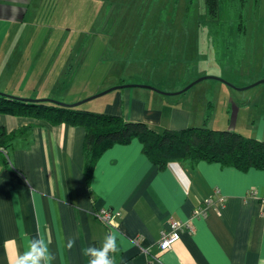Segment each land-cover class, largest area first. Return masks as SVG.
I'll return each instance as SVG.
<instances>
[{"label":"crops","instance_id":"0c3cea01","mask_svg":"<svg viewBox=\"0 0 264 264\" xmlns=\"http://www.w3.org/2000/svg\"><path fill=\"white\" fill-rule=\"evenodd\" d=\"M54 1L0 0V62L5 63L0 74L23 70L15 78L18 87L38 77L41 83L68 66L56 69L52 64L48 6ZM66 3L77 6V0ZM24 47L27 53H21ZM81 99L66 98L61 104L75 105ZM144 107L130 98L125 112L106 115L143 122L159 133L201 127L189 108L152 110L148 116ZM220 127L212 129L236 132ZM0 129L7 134L25 130L5 143L8 157L0 154V264H15L30 242L40 238L55 256L54 264H88L84 249L102 247L109 233L117 241L118 250L110 253L116 264H264V171L244 172L204 161L170 162L159 170L134 140L108 149L88 185L83 127L0 113ZM252 139L264 141V128ZM208 200L212 204L207 215L195 217L194 210ZM103 209L120 212L117 229L97 218ZM174 220L190 221L193 231H184L171 250L162 251L161 232ZM68 240L74 241L71 248Z\"/></svg>","mask_w":264,"mask_h":264},{"label":"rangeland","instance_id":"374dc122","mask_svg":"<svg viewBox=\"0 0 264 264\" xmlns=\"http://www.w3.org/2000/svg\"><path fill=\"white\" fill-rule=\"evenodd\" d=\"M66 2L48 6L52 64L56 69L68 64L65 71H55L41 83L42 77L33 78L37 82L27 87L15 83L23 70L1 73L0 93L60 103L80 96L84 102L128 87L80 109L99 115L125 112L135 98L148 116L152 110L189 108L201 127L228 126L247 138L261 135L264 0L246 1L243 22L238 1L232 8L224 2L220 21L206 19L205 0H77L76 7ZM4 64L0 62V72Z\"/></svg>","mask_w":264,"mask_h":264},{"label":"trees","instance_id":"16d2710c","mask_svg":"<svg viewBox=\"0 0 264 264\" xmlns=\"http://www.w3.org/2000/svg\"><path fill=\"white\" fill-rule=\"evenodd\" d=\"M237 1L242 8L238 20L243 22L242 10L247 0H205L206 19L220 21L224 2L232 8L231 4ZM80 106H66L50 100L33 101L0 93V113L46 119L53 124L67 123L85 129L84 174L88 185L96 163L108 149L118 144H131L134 140L142 144L143 153L159 170L165 169L170 162L195 165L204 161L244 172L251 169L264 171V141L247 138L238 132L207 127L166 129L159 133L143 122H127L120 116L87 112ZM24 131L7 134L0 129V146L8 150L5 143Z\"/></svg>","mask_w":264,"mask_h":264},{"label":"clouds","instance_id":"9594fccd","mask_svg":"<svg viewBox=\"0 0 264 264\" xmlns=\"http://www.w3.org/2000/svg\"><path fill=\"white\" fill-rule=\"evenodd\" d=\"M74 241L68 240L67 247L71 248ZM116 237L109 233L102 247L90 246L84 249V254L89 257L88 264H114L110 253L116 252ZM55 256L49 249L45 239H33L26 251L20 254L15 264H54Z\"/></svg>","mask_w":264,"mask_h":264},{"label":"built area","instance_id":"2783aa9c","mask_svg":"<svg viewBox=\"0 0 264 264\" xmlns=\"http://www.w3.org/2000/svg\"><path fill=\"white\" fill-rule=\"evenodd\" d=\"M0 154L8 157V151L0 146ZM212 204L211 200L206 202V205L198 206L194 210L195 217H205L208 213V207ZM97 218L102 221L110 229H117L119 227L120 212L103 209L97 213ZM184 231H193V226L190 221L174 220L170 223L168 230L161 232V238L159 242V248L162 251H169L172 249L174 244L181 240V234ZM138 243H141V239H137ZM145 250L147 248H144Z\"/></svg>","mask_w":264,"mask_h":264},{"label":"water","instance_id":"95a60500","mask_svg":"<svg viewBox=\"0 0 264 264\" xmlns=\"http://www.w3.org/2000/svg\"><path fill=\"white\" fill-rule=\"evenodd\" d=\"M262 82H264V81H262ZM118 88H120V87H116V88L110 89V90H108V91H106V92H104V93H102V94H98V95L92 97V98L89 99V100H92V99H95V98L101 97V96H103V95H105V94H107V93H109V92H112L113 90L118 89ZM146 88H148V89H152V88H150V87H146ZM84 102H85V101H84ZM58 103H59V102H58ZM82 103H83V102L77 103V104H75V105H66V106H72V107H74V106H78V105H80V104H82ZM60 104H61V103H60Z\"/></svg>","mask_w":264,"mask_h":264}]
</instances>
